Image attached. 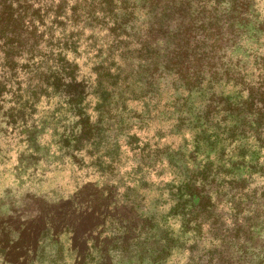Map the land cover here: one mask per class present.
I'll return each mask as SVG.
<instances>
[{
    "label": "rangeland",
    "instance_id": "rangeland-1",
    "mask_svg": "<svg viewBox=\"0 0 264 264\" xmlns=\"http://www.w3.org/2000/svg\"><path fill=\"white\" fill-rule=\"evenodd\" d=\"M64 1L67 5L62 3L61 9L66 15L54 26L55 4L51 14L43 11L35 21L38 34L47 39L41 25L47 19L55 35L52 43L68 47L67 62L80 63L77 82L84 80L85 97L81 106L67 103L77 96L65 93L60 98L58 92L49 102L43 96L31 107L35 100L21 94L26 89L22 83L18 106L9 111L15 103L12 97L17 84L13 86L9 82L12 75L0 67V80H7L5 88L0 87V264H172L169 259L197 264L188 257L192 238L197 239L194 234L201 230L208 248L214 235L226 234L232 239L234 228L249 245L262 249L264 141H253V148L240 145L234 151L236 140L221 146L210 133L199 130L198 135L206 140L196 148L195 136L202 129L198 126L202 112L209 111L208 118L214 117L217 109L233 104L240 78L247 74L240 66L245 65L255 76L257 68L264 67V13L257 20L253 19L254 11L251 16L241 14L262 27L255 39L240 40L234 51H225L223 45L217 52L208 47L200 53L205 79L196 81L193 74L198 67L192 64L177 71L173 64L177 54L172 48L167 50L170 53L164 50L156 55L152 46H144L142 40L158 19L155 13L150 14L158 0H129L126 10L117 1ZM244 1L235 0L229 7ZM48 4L49 8L51 2ZM144 4L147 15L143 14ZM261 5L260 1L257 6ZM90 11L97 15H87ZM226 15L231 17L228 12ZM214 40L217 38L212 36ZM46 46L41 43L38 50L44 51ZM148 57L157 64H145ZM69 62L72 71L75 64ZM226 63L231 65L228 69ZM20 72L21 79L23 70ZM46 75L49 71L39 76L44 79ZM250 79L241 84L249 86ZM257 80L253 79L256 85ZM208 103L211 107L205 108ZM86 104L87 121L79 113ZM189 113H193L192 118ZM27 135L32 138L27 140ZM213 177L216 181L209 183ZM208 188L212 206L203 209L200 198ZM90 209L97 211L98 224L89 234V254L85 257L83 252L72 251L70 236L61 231L66 229L67 216H82ZM47 213L58 215L59 228L49 231L51 239L44 237L35 246L14 245L38 226V216ZM136 215L145 230H138L140 237L132 238L119 226ZM167 215L174 217V222L169 220L165 226ZM254 226L261 230V237L249 231ZM183 232L188 237L186 243L180 238ZM170 236L178 243L166 261L160 260L150 252V244L156 247ZM56 238L58 243L52 240ZM126 242L131 244L128 249L122 247ZM200 245L194 246V253L202 252L205 244Z\"/></svg>",
    "mask_w": 264,
    "mask_h": 264
},
{
    "label": "trees",
    "instance_id": "trees-1",
    "mask_svg": "<svg viewBox=\"0 0 264 264\" xmlns=\"http://www.w3.org/2000/svg\"><path fill=\"white\" fill-rule=\"evenodd\" d=\"M85 1L87 2L88 0ZM109 1H117L120 5L123 3V10L128 8L127 1L129 0ZM146 1L148 0H145V2ZM260 1L262 5L259 8L257 5ZM48 2H51L49 8ZM104 2L105 1L102 0L100 4ZM154 2L155 1H153V3ZM62 3H64L65 6L67 5L64 0H0V49L3 56V59L0 61V67L6 72V75H8V73L12 75V78L10 81L8 79V81L11 82L13 86L17 84L14 97H12L15 103H13L9 111H14L18 106L17 101H20L21 97L18 92L22 90V83L23 85L25 84L26 89L25 92L21 94H27L35 100L31 107L43 96L49 102L58 92L60 98L61 96L64 97L67 93L68 97L77 96L76 98L73 97V99L65 98L69 99L67 101L69 105L77 103L76 105L80 107L85 98H83L84 86L81 84L84 80L77 82V76L80 73L81 65L73 60V63L68 61L72 63V65L75 64V69H73L74 72L73 70L71 71L70 64H67L68 62L66 61L68 47L62 45L58 41L55 45L52 43L55 35L50 32L47 19L41 25L43 30L42 33L47 32L48 38L44 39L43 35L41 36L38 34L35 18H41L43 11H45V15L51 14V10L53 11L51 7L55 4L57 8L53 11L54 17L52 26H54V23L56 24L62 16L66 15V13H64L65 11L61 9ZM156 3V7L151 4L155 9L151 10L150 14L155 13L158 15V19L153 21L147 31L146 39L144 38L142 40L144 46L147 48L152 46V50L155 51L154 53H156V55L164 50H166V52L167 50L170 51L172 48L173 52L177 54V58L173 62V64L178 66L177 71L182 70L183 66L189 69L192 64L195 65L196 68L198 67L193 74V79L196 81H203L205 79V75L201 70L204 63L199 54L206 51V48L211 47L212 52H217V49H221L224 45L225 51L229 49H233L234 51L240 40L246 41L245 39L248 38L255 39L257 35H259L258 32L262 30L260 24H256L254 20H257L258 16H260V14L262 15V12L264 13V0H247L236 6L232 5V7H229V4L235 3V0H158ZM251 7L252 11L250 9ZM30 9L34 11L31 14L29 13ZM142 10L144 15L149 13L146 11L145 4ZM71 11L73 14L76 12L73 7ZM253 11L256 13L253 18L254 20L246 15L241 17L243 12L251 16ZM227 12L231 14V17L226 15ZM90 14L93 16L97 15L95 11H90L87 15ZM226 17L229 18L227 19ZM227 23H229L228 31L225 30V25H227ZM262 23L264 24V22ZM174 25L176 26L175 28L173 27ZM122 26H126L125 23H122ZM212 36L213 38H217V40L211 41ZM159 37H161L163 39L162 41L165 43L159 41ZM217 41H220V44H218ZM44 42L47 43L45 50H38V47ZM49 45H51V47ZM48 48L50 51H48ZM54 53H56L57 57ZM223 55L226 56L227 52ZM208 62L209 61H207V63ZM146 63L148 66H151L157 64V61L155 62L153 57H148L145 59V64ZM237 65H239V63L235 64V66ZM230 66L231 65H227L226 63L227 69ZM174 68L176 69L175 66ZM240 68L246 70L247 74L240 78V86L237 87V92L233 96V99H235L233 104L229 102L225 107L217 109L214 117L208 118L209 111L202 112L201 115L198 116V126L202 127V129H198L196 134L198 135L199 130L204 131V133H210L214 141L220 143L221 146L223 143L225 144L227 140H229L230 143L236 140L237 144L234 147L237 146V148H234V151L240 149V145L249 144L250 148H253V141L260 144L264 141V67L262 68V66H259L257 68L258 76L253 75V72L249 73L245 65H241ZM20 69L23 70L21 79L19 78L21 74ZM48 71V77L46 75V78L42 79L39 76L43 72L48 73ZM50 78H52L51 81ZM248 78H251L249 81L250 85L243 86L241 82ZM254 78L258 79V85L254 83ZM6 82L7 80H0V87L1 85L3 86L1 89L5 88ZM79 87L80 89H77ZM208 87H210L209 81L207 84V88ZM1 89L0 96L2 94ZM246 89L247 93L245 96L244 92ZM207 106L205 108L211 107V103H208ZM87 108L88 104L79 111L82 116L81 118H85V121L89 119L84 113ZM212 110H214V108H212ZM189 114L191 117L193 113ZM84 123L88 126L87 122ZM83 130L84 125L79 131L83 133ZM27 136V140L32 138L30 135ZM195 139V147L197 148L201 141L206 140V137L198 135L195 136ZM241 155L245 157L244 153ZM241 161H243V159H241ZM208 176L209 173L206 177ZM189 179L194 182L195 177L191 176ZM215 181L216 177H213L209 183ZM183 184H185V186L187 185L186 183ZM181 188L182 186L180 185V191ZM210 189L211 188L205 190V196L200 198V203H202L201 207L203 209H209L210 206H212ZM192 196L194 195L192 194ZM211 212L213 211L211 210ZM57 216V213L53 215L47 213L38 216L36 219V224H38V226L36 225V227H33L32 231L29 230L27 238L20 237L14 245L35 246L40 244L44 237L51 239L48 236L51 234L49 231L52 229V231L55 232L58 230L57 228H59L56 222ZM190 218L191 217H189V219ZM139 219V215L134 217L131 216L126 223H121L119 227L124 230L126 235H130L132 238H136V236L139 238L140 232H138V230H141V232L145 230L144 227L140 228ZM173 219L174 217H169V215H167L165 226L168 224L169 220ZM97 224V211L90 209L88 212H83L82 216H67L64 225L66 229L61 232L70 236L69 240L71 241L72 251L76 254H81L83 252L86 257L89 254V234L93 229L97 228ZM167 227L170 229V225H167ZM146 229L150 228L147 227ZM181 229L184 228L182 227ZM220 229L223 230L221 227ZM255 229H257L256 226L249 231L253 235L261 237V230ZM208 231L210 232L209 236H211L212 231L210 229ZM234 231L235 233L232 234V239H229L230 237L226 234H220L217 238L216 235H214L213 239L210 241L208 240V244L210 245L207 248L206 239L203 232L200 230L199 233L194 234V237L197 239L192 238L194 242L190 243L191 247L189 248L188 257H190V260L197 261V264H263L264 243L261 247L262 249L257 250L255 247H252V245H249V240H247L246 237L245 239L243 238L240 230L234 228ZM180 238L184 240V242L188 240V237H185V232L182 233ZM52 240L58 243L60 239L56 238ZM148 242H150V240L146 243ZM176 243H178L176 239L170 236V238L163 239L157 243L156 247H152L153 244H150V252L161 258L160 260L166 261L167 258L172 255ZM199 243L205 244L202 252L194 253V246L200 245ZM130 245V243L126 242L122 247L128 249ZM183 248H185V245ZM247 257L253 258L250 260ZM254 257L261 259V261H255ZM169 260L172 264H179V262L175 263L176 261H174V259Z\"/></svg>",
    "mask_w": 264,
    "mask_h": 264
}]
</instances>
